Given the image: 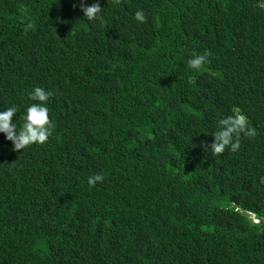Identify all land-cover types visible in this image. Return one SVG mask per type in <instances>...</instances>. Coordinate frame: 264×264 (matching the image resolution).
Here are the masks:
<instances>
[{
	"label": "trees",
	"instance_id": "1",
	"mask_svg": "<svg viewBox=\"0 0 264 264\" xmlns=\"http://www.w3.org/2000/svg\"><path fill=\"white\" fill-rule=\"evenodd\" d=\"M85 2L102 24L0 0V111L19 130L41 87L54 125L20 152L0 133V264H264V0ZM234 108L256 135L214 156Z\"/></svg>",
	"mask_w": 264,
	"mask_h": 264
},
{
	"label": "clouds",
	"instance_id": "2",
	"mask_svg": "<svg viewBox=\"0 0 264 264\" xmlns=\"http://www.w3.org/2000/svg\"><path fill=\"white\" fill-rule=\"evenodd\" d=\"M121 2L122 0H108V3L113 5H119ZM80 8L87 20L103 23V17L100 15L102 8L99 2L89 6L85 0H80ZM135 19L140 23L146 22V17L142 10L136 11ZM31 27L32 25L28 24L25 32ZM127 47L128 45H125L121 48ZM211 55L210 51L205 50L203 54L194 56L188 61L189 68L198 71L203 70L208 63L207 58ZM51 96V92H46L41 87H36L29 93V98L38 103H33L26 109L23 116L24 123L19 130H17L16 124L13 123V117L17 113V109L9 107L6 111H0V133H4L6 139L12 142L13 151L20 152L33 144L43 145L48 141L54 128L49 117V109L46 107ZM233 113L234 115L219 120V130L213 134L214 142L210 145L205 144L206 150L210 149L214 156L223 154L226 148L232 152L238 151L242 134L248 137L256 135L255 129L248 127L247 117L241 113L239 108H234ZM103 180L104 177L102 175L96 174L88 178V183L90 187H95L97 182L102 183ZM20 186L25 191L23 186ZM236 210L240 211L239 208ZM253 223L259 224L260 220L253 217Z\"/></svg>",
	"mask_w": 264,
	"mask_h": 264
},
{
	"label": "water",
	"instance_id": "3",
	"mask_svg": "<svg viewBox=\"0 0 264 264\" xmlns=\"http://www.w3.org/2000/svg\"><path fill=\"white\" fill-rule=\"evenodd\" d=\"M250 217L251 218L255 217V219H256V215L255 214H251Z\"/></svg>",
	"mask_w": 264,
	"mask_h": 264
}]
</instances>
